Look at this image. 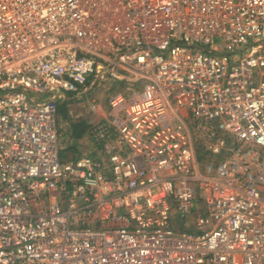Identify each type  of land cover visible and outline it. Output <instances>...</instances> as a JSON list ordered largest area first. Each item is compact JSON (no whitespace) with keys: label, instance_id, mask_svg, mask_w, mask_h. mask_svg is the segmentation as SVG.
I'll list each match as a JSON object with an SVG mask.
<instances>
[{"label":"built area","instance_id":"built-area-1","mask_svg":"<svg viewBox=\"0 0 264 264\" xmlns=\"http://www.w3.org/2000/svg\"><path fill=\"white\" fill-rule=\"evenodd\" d=\"M0 264H264V0H0Z\"/></svg>","mask_w":264,"mask_h":264},{"label":"rangeland","instance_id":"rangeland-1","mask_svg":"<svg viewBox=\"0 0 264 264\" xmlns=\"http://www.w3.org/2000/svg\"><path fill=\"white\" fill-rule=\"evenodd\" d=\"M96 95H105L104 90L95 88L88 94H83L68 103H63L58 106L57 125L60 135V150L64 153L67 159L73 158L74 156L79 157L81 155H85L89 151L86 141V131L78 140L71 139L70 132L72 124H79L82 121H85L86 124L90 125L99 119V116L90 110L92 104L94 103L96 105L99 103L103 107L102 100L96 98ZM64 109L66 112L68 111L65 118L60 116L62 115V110ZM71 147L75 149L73 152L68 151Z\"/></svg>","mask_w":264,"mask_h":264},{"label":"trees","instance_id":"trees-1","mask_svg":"<svg viewBox=\"0 0 264 264\" xmlns=\"http://www.w3.org/2000/svg\"><path fill=\"white\" fill-rule=\"evenodd\" d=\"M62 111H63L62 115H60V116L65 118L68 114V111L66 112L65 109ZM89 126L90 125L86 124L85 121H82L79 124H72L71 125V132H70L71 139H74V140L80 139L83 136V134L85 133V131L87 133ZM74 150L75 149L72 147L68 149V151H70V152H73ZM61 155L64 159H67L63 152H61ZM77 157L78 156H74L73 158H77ZM188 229H189V227L187 228L186 226H184V227L182 226L180 228V230H188Z\"/></svg>","mask_w":264,"mask_h":264}]
</instances>
